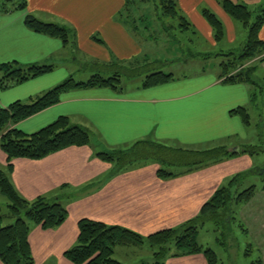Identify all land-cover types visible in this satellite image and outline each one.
Segmentation results:
<instances>
[{
  "label": "crops",
  "instance_id": "obj_1",
  "mask_svg": "<svg viewBox=\"0 0 264 264\" xmlns=\"http://www.w3.org/2000/svg\"><path fill=\"white\" fill-rule=\"evenodd\" d=\"M201 1L178 0L183 12L192 16L213 43L211 27L199 10ZM206 1V6L228 25L229 39H235L237 23L215 0ZM1 4L0 64L53 66L50 72L24 82L7 88L0 85L1 107L17 100L28 101L61 83L71 76V62H83L87 57L93 64L112 65L145 57L138 38H146L147 34L142 31L140 35L123 22L125 0H25L23 9L10 7L7 2ZM27 14L72 28L73 44L31 30L24 23ZM258 36L264 39V23ZM246 65L254 69L251 84L223 82L218 65L214 74L173 76L150 87H143L141 82L128 90L106 86L69 89L61 93L55 105L13 125L32 133L66 116L71 124L91 133L89 145L64 148L39 160L12 161L9 180L19 195L28 200L39 196L57 198L67 209L65 221L53 229L31 225L29 244L34 263L73 264L64 252L74 246L77 223L83 218L146 237L179 227L197 216L213 193L237 173L253 169L264 174V168L255 161L264 157V152L236 154L169 177L158 176L157 164L146 162L138 168L133 164L111 173L113 165L96 156L99 151L124 148L137 141L189 149L225 146L232 152L244 145H259L260 132L250 131L251 125L231 113L245 107L250 116V106L256 99L254 82L264 84V58H255ZM258 120L264 128V115ZM6 166V155L0 149V168ZM238 206L235 215L240 214V227L243 225L242 231L250 241L247 245L261 252L257 258L264 264V189L256 187L251 200ZM117 248L121 252L138 249ZM140 257L134 264L150 261L151 250ZM165 264L207 262L202 254H191L167 257Z\"/></svg>",
  "mask_w": 264,
  "mask_h": 264
},
{
  "label": "trees",
  "instance_id": "obj_2",
  "mask_svg": "<svg viewBox=\"0 0 264 264\" xmlns=\"http://www.w3.org/2000/svg\"><path fill=\"white\" fill-rule=\"evenodd\" d=\"M217 1L224 12L246 30V38L240 51L223 55L227 59H222L219 63L220 78L226 83L251 84L254 69L253 66L246 64L255 58H264V39L258 36L264 23V1L257 10H249L244 3H234L231 0ZM130 2L131 0H125L122 18L129 29L136 31L138 19H135L133 15L131 18L130 13L127 15L128 12H126ZM8 3L13 8L25 7V0H7ZM157 3L161 5L164 15L170 18L176 17L175 0H158ZM201 14L213 31L214 41H220L224 35L221 21L208 9H203ZM181 19L183 21L180 27H184L185 30L188 22L183 17ZM24 23L31 30L55 37L64 44L74 42L72 28L42 22L30 14L25 16ZM93 39L101 43L100 39L96 37ZM198 54L203 59L210 55ZM150 64L152 62H148L147 57L136 58L129 62V67L123 68L129 69L136 75ZM112 65L122 66L117 63ZM52 69V65L2 63L0 64V85L2 88H7L48 73ZM172 78V73L157 70L146 75L142 86H155ZM94 86L121 90L120 73L116 72L109 77L93 74L84 82H76L70 76L28 101L17 100L6 107L0 106V149L7 158L6 168H0V195L5 196L9 201L7 212H1L0 208V262L2 264H35L29 244L31 225H38L44 230L53 229L61 225L67 217V209L57 198L49 199L39 196L28 200L18 194L8 175L12 169V161L17 158L39 160L64 148L86 146L91 143L90 131L83 126L71 124L66 116H60L32 133H24L13 125L58 103L63 91ZM231 113L237 114L244 124H250V116L246 108L238 107ZM260 152H264L260 145H244L239 151L232 152L225 146L189 149L151 141H137L124 148L99 151L96 156L113 165L111 173L123 171L132 166L134 161L151 159L157 164L156 174L160 177H169L193 171L236 154L254 155ZM167 167L171 169L167 170ZM252 170L237 173L226 186L218 188L201 206L198 215L191 220L179 227L163 229L146 237L127 228L83 218L77 223L76 242L64 252V256L73 264H123L113 257L117 247H146L151 250V260H141L137 264H165L167 257L191 254H202L207 264H218L214 250L199 243L197 238L199 230L209 220L214 222L222 220L228 224L233 221L232 205L248 202L256 191V186L253 184L239 192L236 180ZM261 188L264 189V184ZM4 219H14V222L3 225ZM250 264H262V261L256 258Z\"/></svg>",
  "mask_w": 264,
  "mask_h": 264
},
{
  "label": "rangeland",
  "instance_id": "obj_3",
  "mask_svg": "<svg viewBox=\"0 0 264 264\" xmlns=\"http://www.w3.org/2000/svg\"><path fill=\"white\" fill-rule=\"evenodd\" d=\"M158 0H131L127 11L130 16L133 15L137 22V32L145 31L146 38H138L141 42V50L147 57L148 62H152L150 66L144 67L142 71L134 75L132 71L126 70L129 67V62L118 63L122 66L93 64L90 59L86 57L85 60L71 62V76L79 81L88 80L93 74H100L103 77H109L113 74L120 73L121 88L128 90L132 87L138 86L144 80L147 74L162 70L165 73H172L174 78H182L183 76H193L200 72L215 73L218 70V65L222 59H227L225 54L229 52L238 53L246 38V30L242 25L236 21V37L229 39L227 35L228 25L225 23L205 4L206 0L201 1L199 7L200 12L203 9H208L216 15L223 25V38L220 41L211 40L205 35V32L200 29L199 24L194 21L191 15L184 13L180 7L178 0L177 15L174 18L167 17L162 13L161 5L157 3ZM218 4L219 2L215 0ZM234 3L246 2L249 10H257L264 0H231ZM7 0H0V3H6ZM220 5V4H219ZM221 6V5H220ZM187 20L188 26L180 27L182 19ZM203 17V16H202ZM132 18V16H131ZM227 26V27H226ZM230 30V29H229ZM228 30V32H229ZM212 31V37H213ZM214 40V39H213ZM202 54L209 55L207 58H201ZM218 54H221L220 56ZM125 67V68H123ZM255 83L254 89L256 92V99L250 106V131L260 132L259 145L264 149V128L258 120V116L264 115V84ZM245 108V107H244ZM248 112V111H247ZM263 155V154H262ZM256 165L264 168V157L256 158ZM146 162V165L156 164L151 159L144 161L140 159L134 161L133 167H140ZM148 163V164H147ZM255 165V166H256ZM171 169V167L166 168ZM173 169V168H172ZM256 169V168H255ZM238 191H242L251 185L256 187L264 184V174L255 173L251 171L245 173L237 178ZM225 186L228 182L224 183ZM223 184V185H224ZM9 201L3 195H0L1 212H7ZM240 204H233V221L227 223L225 221H207L199 230L198 241L204 246L211 248L217 255L218 264H250L251 261L256 260L261 252L255 246L247 245L250 241L242 231L243 225L240 227V214L235 215L236 209ZM14 219H4L3 225L13 223ZM172 249H174L172 245ZM148 248H138L129 250L127 252L116 248L114 258L123 264H134L140 256L147 254Z\"/></svg>",
  "mask_w": 264,
  "mask_h": 264
}]
</instances>
